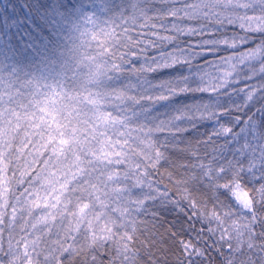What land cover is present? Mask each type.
<instances>
[{
	"label": "snow or ice",
	"instance_id": "snow-or-ice-1",
	"mask_svg": "<svg viewBox=\"0 0 264 264\" xmlns=\"http://www.w3.org/2000/svg\"><path fill=\"white\" fill-rule=\"evenodd\" d=\"M104 25L74 115L0 95V264H141L180 204L170 151L193 161L167 174L177 264H264V0H120Z\"/></svg>",
	"mask_w": 264,
	"mask_h": 264
},
{
	"label": "trees",
	"instance_id": "trees-1",
	"mask_svg": "<svg viewBox=\"0 0 264 264\" xmlns=\"http://www.w3.org/2000/svg\"><path fill=\"white\" fill-rule=\"evenodd\" d=\"M119 5L120 0H0V83L5 84L0 86V95L5 101L9 96L16 97L19 110L27 107L37 116L44 115L40 108L50 110L52 106L65 116L74 115L79 105L71 98H82L88 94L85 85L91 59L102 56L101 48L106 42L102 29L121 31L104 25L117 12ZM89 18L100 26L95 31L89 26L82 36ZM238 86L243 87V84ZM197 95L206 97L208 94ZM45 118L50 119L48 116ZM199 127L203 131L208 125ZM185 135L194 148L199 137H195L192 131ZM200 151L203 154L202 145ZM168 157L167 161L160 162V172L164 174L163 182L172 189L173 198L180 204L161 210L164 223L157 230L155 243L151 238L141 237L143 244L138 242L143 257L141 264H152L153 260L155 264H177L180 254L178 243H174L170 236L169 225L177 218H185L180 208L189 214L190 209L188 202L181 199L168 183L167 174L171 172L179 179L185 171L179 165L193 161L185 151H170ZM193 194L201 201L205 199L200 193ZM202 227L206 232L207 225L196 223L197 229ZM187 238L185 234L176 240ZM209 255L211 264H219L220 257L214 250Z\"/></svg>",
	"mask_w": 264,
	"mask_h": 264
}]
</instances>
